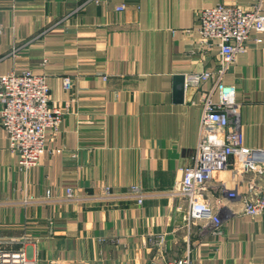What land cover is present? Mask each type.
<instances>
[{"label": "crops", "instance_id": "1", "mask_svg": "<svg viewBox=\"0 0 264 264\" xmlns=\"http://www.w3.org/2000/svg\"><path fill=\"white\" fill-rule=\"evenodd\" d=\"M251 3L0 0V75L26 69L43 75L50 105L65 111L27 173L17 169L0 126V248L23 249L38 264H167L185 255L191 264H264V213L238 215L239 202L225 196L217 235L186 225L185 203L167 195L192 163L201 96L213 86H184L175 101L173 77L186 81L218 62L215 41L199 43L197 13ZM223 82L235 89L243 144L263 147L264 34L251 33ZM220 181L246 190L229 171L217 172L208 182L210 200ZM131 185L144 192L141 204L101 198L105 188L117 195ZM69 188L85 199L63 201ZM28 197L34 202L24 203ZM149 236H162L163 247L150 246Z\"/></svg>", "mask_w": 264, "mask_h": 264}, {"label": "built area", "instance_id": "2", "mask_svg": "<svg viewBox=\"0 0 264 264\" xmlns=\"http://www.w3.org/2000/svg\"><path fill=\"white\" fill-rule=\"evenodd\" d=\"M263 3L264 0H252L247 9L217 4L197 13L199 43L209 47L215 41L218 62L214 71L192 74L185 81V87H198L207 81H213V86L201 96L200 131L192 163L181 169V179L174 183L167 195L185 203L182 220L188 226L200 224L201 232L208 229L213 234L221 233L223 219L219 211L224 207L225 196L239 202L238 215L256 218L264 213V146L253 149L243 144L237 122L235 89L223 82L236 55L246 51L251 33L264 34ZM123 9L124 5L116 7L117 11ZM255 42L260 43L261 38H255ZM62 86L65 90L70 89L69 77L62 79ZM49 98V86L43 75L28 69L0 75V126L7 135L8 149L18 156L17 169L20 172L27 173L38 164L48 136L53 137L59 130L65 111L51 106ZM221 171H229L232 179L240 178L246 190L238 193L220 181L214 187L216 198L210 200L206 196L208 182L214 173ZM49 196L47 192L46 198L50 199ZM144 197V192L136 185L117 195L105 188L101 196L105 200L135 199L138 204ZM84 199L74 195L69 188L63 201ZM30 202H34L33 197L24 200V203ZM147 242L150 246L162 248L164 238L149 236ZM0 264L38 263L23 249L0 248ZM50 264L87 263L56 261ZM167 264H191V261L185 255Z\"/></svg>", "mask_w": 264, "mask_h": 264}, {"label": "water", "instance_id": "3", "mask_svg": "<svg viewBox=\"0 0 264 264\" xmlns=\"http://www.w3.org/2000/svg\"><path fill=\"white\" fill-rule=\"evenodd\" d=\"M174 96L175 101H181V97L184 91L185 86V77L184 76H174Z\"/></svg>", "mask_w": 264, "mask_h": 264}, {"label": "rangeland", "instance_id": "4", "mask_svg": "<svg viewBox=\"0 0 264 264\" xmlns=\"http://www.w3.org/2000/svg\"><path fill=\"white\" fill-rule=\"evenodd\" d=\"M208 230V229H207Z\"/></svg>", "mask_w": 264, "mask_h": 264}]
</instances>
